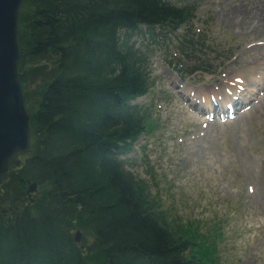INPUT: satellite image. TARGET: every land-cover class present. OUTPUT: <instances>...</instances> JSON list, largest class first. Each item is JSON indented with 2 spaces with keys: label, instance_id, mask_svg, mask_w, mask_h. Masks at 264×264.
Wrapping results in <instances>:
<instances>
[{
  "label": "trees",
  "instance_id": "1",
  "mask_svg": "<svg viewBox=\"0 0 264 264\" xmlns=\"http://www.w3.org/2000/svg\"><path fill=\"white\" fill-rule=\"evenodd\" d=\"M196 11L166 0L23 1L18 68L28 58L53 59L54 68L42 70L48 80L28 110L34 140L17 175L49 188L30 206L0 194V264H85L72 220L90 229L104 264H217L213 243L160 218L122 157L152 129L150 113L129 104L152 87L143 37L154 46L189 25L173 62L205 69L192 62L202 57Z\"/></svg>",
  "mask_w": 264,
  "mask_h": 264
},
{
  "label": "rangeland",
  "instance_id": "2",
  "mask_svg": "<svg viewBox=\"0 0 264 264\" xmlns=\"http://www.w3.org/2000/svg\"><path fill=\"white\" fill-rule=\"evenodd\" d=\"M166 1L197 6L195 48L214 58L212 74L189 75L170 62L179 54L174 39L183 29L169 38L158 35V49L141 44L153 86L133 103L151 107L148 122L154 133L139 139L126 170L147 186L148 199L164 222L178 233H191L202 245H215L217 264H264V0ZM233 52L235 57L228 59ZM53 68V59L29 58L18 68V78L20 72L31 75L28 81L22 77L24 84L19 79L27 111L34 110L48 80L42 70ZM225 81L233 86L227 92L237 89L230 94L236 103L231 115L216 105ZM202 97L211 98V109ZM33 140L30 132L31 144ZM141 146L146 148L142 154ZM29 154H15L0 179V194L28 206L49 188L38 185L35 192H26L29 180L17 174ZM72 224L85 264H104L90 229L75 220Z\"/></svg>",
  "mask_w": 264,
  "mask_h": 264
},
{
  "label": "water",
  "instance_id": "3",
  "mask_svg": "<svg viewBox=\"0 0 264 264\" xmlns=\"http://www.w3.org/2000/svg\"><path fill=\"white\" fill-rule=\"evenodd\" d=\"M24 0H0V176L9 169L17 152L30 148V115L18 78L19 16ZM32 182L26 192H35ZM77 232L76 241H79Z\"/></svg>",
  "mask_w": 264,
  "mask_h": 264
},
{
  "label": "bare ground",
  "instance_id": "4",
  "mask_svg": "<svg viewBox=\"0 0 264 264\" xmlns=\"http://www.w3.org/2000/svg\"><path fill=\"white\" fill-rule=\"evenodd\" d=\"M255 6H256V5H255ZM242 9H245V7L242 8ZM250 9H251V8H250ZM261 10H262V9H261ZM230 11H231V10H230ZM252 12H253V11H252ZM239 13H240V12H239ZM243 13H244V14H248V15H250L249 12H248L247 10H246V12H245V10H244ZM243 13H242V14H243ZM250 19H251V18L246 17V18H245V22H246L247 24H249L248 21H249ZM256 23H259V24L261 25V21H260V20H257ZM250 24H251V23H250ZM230 85H231V84H230ZM230 85H229V83H226V81H225V86H224V88L222 89V91H223L224 93H223L222 96L219 97L220 100H221V101H220L221 107H222V104H223L222 102H223V101H224V105H225V106H226L228 103L231 102V100H230V95H229L228 92H227L229 89L231 90V89L233 88V86H232V85L230 86ZM234 89H235V91L237 90L235 87H234ZM235 91H233V92H235ZM231 92H232V91H231ZM233 92H232V93H233ZM204 96H205V95H204ZM212 99H213V98H212ZM209 100H210V98H207V99H206V97H205V106H206V108L211 109L213 103H212L211 100H210V101H209Z\"/></svg>",
  "mask_w": 264,
  "mask_h": 264
}]
</instances>
